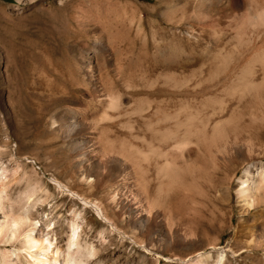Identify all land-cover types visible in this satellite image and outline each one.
<instances>
[{
  "label": "rangeland",
  "instance_id": "374dc122",
  "mask_svg": "<svg viewBox=\"0 0 264 264\" xmlns=\"http://www.w3.org/2000/svg\"><path fill=\"white\" fill-rule=\"evenodd\" d=\"M204 1L212 6L199 13L195 0H0V222L28 217L60 255L75 227L90 255L84 264H185L198 257L207 264H264V247L255 244L264 242V207L243 208L237 195L242 159L261 158L264 167V143L228 128L213 151L219 168L206 166L199 190L183 189L165 211L148 198L135 158L107 146L103 135L110 124L121 133L141 131L116 113L132 109L145 90L158 93L160 84L142 72L156 66L149 57L161 64L173 39L187 47L194 35L220 52L216 38L234 25L220 33L215 10L234 0ZM186 6L192 11L183 14ZM245 13L244 6L233 10L237 23ZM201 70L182 89L197 91L196 102L215 90L205 81L207 67ZM258 107L264 119V97ZM190 151L197 146H181L175 158L192 164ZM8 249L21 244H0V264ZM22 251L9 264H33Z\"/></svg>",
  "mask_w": 264,
  "mask_h": 264
},
{
  "label": "bare ground",
  "instance_id": "6f19581e",
  "mask_svg": "<svg viewBox=\"0 0 264 264\" xmlns=\"http://www.w3.org/2000/svg\"><path fill=\"white\" fill-rule=\"evenodd\" d=\"M195 1L196 3L192 2V8L199 13H203L206 5L212 6L204 0ZM230 5L231 8L229 5H221L215 10L217 19L214 25L220 33L222 31L219 28L229 29L234 25L231 32H225L216 38L215 43L220 52L212 50V42L208 39L198 40V37L189 35L190 43L187 47H184L180 38L173 39L177 44L166 45L165 52L161 54V64L149 57L152 65L156 66L149 70L144 68L142 73L147 77L151 76L150 82L160 84L158 93L154 95L150 90H145L133 97L132 109H118L116 113V116L123 115L129 118L130 123L138 124L140 132L121 133L115 124L106 125L103 129L107 146L119 148L120 153L135 158L133 160L137 161L138 167L136 170L141 172V178L145 180L148 198L153 204H160L165 211L170 207L169 203L173 205V202L183 197V189L199 190L205 167L217 166L213 151L220 136L228 128L235 133L245 132L250 142L264 143V119L258 107L260 98L264 97V0H234L235 9L243 6L246 9L244 19L238 23L233 14L235 9ZM188 7L183 8V14L189 13L191 9ZM230 17L234 18L231 23L223 20ZM175 37L174 35L172 38ZM195 47L202 50L199 55L194 54ZM186 49L191 51L186 53ZM142 61L137 64L139 68ZM201 67H207L205 81L208 86H214L215 90L201 95V100L196 102L193 96L197 91L189 89L191 93L185 95L182 89L201 76ZM216 81L222 82L217 88ZM165 95L172 97L166 99ZM208 108L214 110L213 114L208 113ZM219 108L221 112L217 114ZM187 144L196 145L198 152H189L188 156L194 157L192 164H181L175 158L177 156L174 151ZM239 150L241 149L235 152L245 157L243 150L240 153ZM181 157H185L183 152ZM241 163L244 164V174L239 179V201L243 208L264 207L262 159H242ZM255 171L259 178L253 180ZM217 183L213 190L218 189L219 181ZM3 197L0 190V211ZM73 230L66 254L60 255L59 250L54 251L55 246L49 238L38 237L37 226L28 217L17 216L9 222H0V244L14 247L21 244V249L5 251L1 261L9 264L13 259L18 260L22 254L20 251L25 250L24 253L33 264H84L90 255L89 252H82L77 229L74 227ZM261 233L264 236V229ZM252 236L253 234L249 238L252 239ZM255 244L258 248L264 247L261 240H256ZM74 248L77 252H73ZM185 264L207 263L198 257Z\"/></svg>",
  "mask_w": 264,
  "mask_h": 264
}]
</instances>
